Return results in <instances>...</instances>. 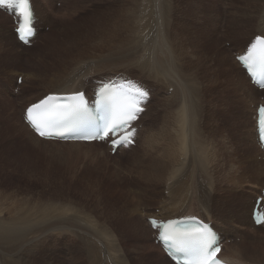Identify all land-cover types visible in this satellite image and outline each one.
Listing matches in <instances>:
<instances>
[{
  "label": "bare ground",
  "instance_id": "1",
  "mask_svg": "<svg viewBox=\"0 0 264 264\" xmlns=\"http://www.w3.org/2000/svg\"><path fill=\"white\" fill-rule=\"evenodd\" d=\"M263 1L264 0H261L260 7ZM39 2L40 0H34V4L36 5L35 9L38 11L37 14L43 15L39 11L40 8L46 15L45 9L41 8L42 6L40 7ZM65 3L68 4V0H65ZM216 4L214 0H136L132 8L134 10H130L132 12V18H134L131 30H135V32L138 33V40H134L135 44L133 42V49H129L130 52L133 50L132 55L128 53L121 56V58L128 60L129 63L114 66L113 69L122 68L131 70L135 68L140 74L138 78L146 82H151V86L155 88V92L152 96L153 99L146 104V109L142 112L138 123L143 122L147 116H150V119L154 120L151 122L152 124L156 123L159 120L160 106L162 105L160 101L163 98H168L170 100L168 106L169 110L174 113L172 115L174 124L170 126L166 120L167 125H162L158 129L157 139H155L157 133L156 129L149 138L143 137L142 140H140L145 154L143 160L146 161L148 157L150 162H146L144 170L141 172L143 173L144 171L146 175L143 173L141 178L130 184L132 188H130V191L128 190L126 194L128 195V199H124L121 206H107L106 203L111 204L113 201L107 199L106 196H96L97 204H92V206L96 207V209L101 212L98 216H95L94 210L65 204L64 201L58 197L61 195L59 191L54 190L50 195H44V189L34 193L26 192L24 185L20 182H18L20 184L16 183L14 186V182L8 185V181H2L5 178H9L11 175L13 177L14 172H18L15 174L21 175V180L22 178L26 179L27 171L31 168L36 169L34 170L36 171L35 174H37L36 179H38L40 175H45L37 170L44 168L45 165H49L51 162L44 163L43 158L37 160L34 156L38 153L35 152V145L33 144L70 147L68 148L69 152L82 155V164L88 163V160L95 162L97 158H101L105 154L98 149V146L103 144L100 142L87 143L44 140L39 138L25 122H22V128L26 134L18 127L17 130H15L13 124H16L20 120H15V117L12 116L11 111L5 105V109L8 113L6 118L3 114L2 117L5 119L7 131L13 136L14 141L19 143L20 149L18 153L15 149L9 155H6L4 150L0 149V185H5L8 189H18L15 190V198L13 195L4 197V193L0 192V246L2 247L0 264H39L42 259H39L38 255L42 258H49L50 256V258L53 257L56 261H62L59 259L58 251L59 249L63 251V247L67 248L66 250L69 255L75 254V256L70 259L71 264H84L83 260H88L91 264H174L165 255L162 248L158 247L155 242L153 244L151 243V245L147 242L149 240L151 241L154 231L150 225L144 224V217L159 216L154 214V212L150 214L149 211H144V209L151 210L154 206L159 207L161 204L163 212L161 210L159 211L162 213L160 217H163L162 219L193 214L211 220L209 218L214 216V214L210 213V209L215 207L219 215L236 217L239 220H247L243 216L240 206L238 209L228 202L230 200L229 193L232 192L231 190L226 191L221 197H217L214 193V186L212 184H210L209 187V182L207 184L196 182L199 179L195 167L196 163L199 164V172L202 176L206 169L208 176L211 177L210 164H213L215 169L222 168L219 163L218 151L214 144L216 130L214 128H208L206 131L207 133L209 132L211 136L209 133V136H205V132L203 133L200 125L201 123H199L200 110L198 105L200 104H198L197 101L201 102V104H206L208 108L213 107L214 109L215 107L211 105L210 102L212 100L211 92L223 95L227 107H233L235 109L234 112L236 114L237 123L242 126L241 134L235 145L239 149H245L243 160L249 162L250 168L255 172L256 179L259 180V178L262 179L264 177V150L259 143L256 125L257 107L260 102L256 94L264 93V90H259L250 82L244 70L241 69L237 62L236 57L233 61L230 59L229 54L231 52L229 53L226 47L223 48V45L218 44L220 35L218 37L211 36L208 29L210 24H207L210 19L213 26L215 25L211 16L209 14H205L203 17L198 15L200 9L213 10ZM0 11L5 12L1 9ZM130 11H128L129 15L131 13ZM242 11L243 9L240 8L238 13H230L232 25L229 27L227 26V29H229H226V31L224 30L225 34H223V36H228L226 41H231L230 46L238 47L237 51L239 50L240 53L243 52L245 47L255 38L259 36L264 37V16L257 19V17L253 16L255 11L249 15L244 14ZM67 12L68 11L65 13L66 15ZM62 13L64 14V9ZM6 14H0V41L1 44L9 46L10 50L7 54L5 53V56H1L0 59L2 63H7L9 65L11 70L12 67L15 66V69L12 70L13 73L9 74V79H11L13 75H16L17 81L19 75H23L22 85L19 86L23 92L20 94L24 96V90L28 85H32L35 88L37 86L42 87L48 92L43 96L40 95L41 97L36 99L40 101L49 94L87 91L91 87L93 80L98 79L96 76L100 75V73L94 69L96 67L94 62L96 59L94 56H90L88 53L89 51L85 48L84 50H77L76 52L72 48H62L61 52L63 55L57 56V63L49 61L47 64L42 63L38 65L35 62H28V59H24L22 55L25 49H19V46H27L17 39L14 26L11 30L3 24L8 22V18H10L8 13ZM68 14H70V12ZM124 19L122 27L128 29L130 21L126 20V15H124ZM172 20L176 21V31L170 29ZM195 20H197V24H194ZM135 23L137 25L136 27H134ZM192 26H194L193 30H191ZM253 26H256L254 36L249 38L248 35L253 31V29H251ZM58 32V30H54L53 33L45 34L46 38L44 40L47 42V39H49V43L52 42V46L55 47L57 45V40L63 37V44L66 42V39L62 36L63 33L60 32V35L56 36L55 34ZM233 34L236 35L234 39L232 36ZM111 38L105 37L106 41L104 39V42L100 43L98 46L96 45L98 49L93 48L102 52L97 56L98 58L107 55V53L103 51L116 46V44L112 46ZM116 38L117 37H115V39ZM226 41L224 42L225 44ZM177 42H180L181 48L185 51H181V49L177 50L178 47H175L177 46ZM43 43L44 42L41 44ZM41 44H36L34 46V48H36L34 52H41L44 49ZM32 45H34V43ZM206 48H213L211 55ZM33 49L29 51L33 52ZM107 51L121 54L118 53V49ZM40 54L41 53H38L35 57ZM191 54L194 57H192ZM182 55L185 61H183ZM133 57L135 62L133 61ZM118 58H120V56H118ZM118 58H112L108 61H119ZM25 62L29 64H25ZM29 70L34 71L30 72ZM123 71L124 70H122V72ZM108 74L111 75L110 73ZM9 79L7 81H9ZM201 80L207 82V87L195 89L193 83H198ZM170 87H174V91L171 95H167L166 92L169 91ZM162 91H164L165 94L161 97L160 93H162ZM253 104L256 106L254 107L255 111L252 107ZM28 106L29 105H27L26 108ZM26 108L24 109V113ZM250 109L254 111L256 117L254 120L253 115H251L253 127L247 129L246 124L250 122L248 120L250 117L247 115V110ZM16 115L18 116L17 113ZM211 116L210 118H212ZM177 119L181 120L185 125L182 127L181 123L182 128H179L180 133L183 131L185 132L184 136H176L178 133V128L175 125ZM243 119L247 121L245 120L244 122ZM22 121H24V119ZM209 122L211 121L209 120ZM216 122L217 121H215V124L218 126L219 121ZM204 127L205 126H203V128ZM145 131L146 127L144 133ZM160 133L164 134L159 136ZM252 138H254V140ZM176 139L177 144L174 145L173 140ZM175 146L176 149H174ZM124 149L126 150V148ZM177 155L178 159L174 162L173 159ZM181 156H186L182 162L180 159ZM180 162L181 165L179 164ZM87 169L88 167L86 166L85 170ZM54 170L58 175L57 177L61 178V176L65 175V173H60V170ZM80 170L81 166L77 167L73 172H80ZM226 178L228 179L227 176ZM38 181L39 179L37 182ZM61 181L62 178L60 179V182ZM165 181H167L166 184ZM159 182H161L160 187L163 186V189L159 188L158 191ZM193 182L196 183L199 189V193L196 195L194 194L196 191L193 190ZM230 182L234 184L235 179H229V183ZM52 183L53 182L49 180V182L47 181L44 184V187ZM165 186L170 189L167 197H174V195L179 194L180 190L185 188H187L186 190H189L191 194L182 199H179L180 196L178 195L179 198L176 196V199H169V203L164 204L165 200H162L160 196L165 192ZM70 190L86 193L92 190L91 182L78 185L74 180V183L70 185ZM184 194L186 193L184 192ZM256 198L253 202L252 196L251 201L253 204L252 207L248 209V212L250 211L253 229L258 230L264 228V224L258 227L252 220V210ZM5 200L13 201L6 207ZM106 200L109 201L106 202ZM195 201H198L200 205L202 204L201 207H205L204 210L207 209L208 212L203 211L206 216L193 211H182L183 213L181 212V214H175L173 211L178 210L179 207L171 208L172 203H177L189 209ZM101 203H105L104 206H101ZM225 207H227L226 212H224L225 209L223 210ZM93 216L100 219H92ZM213 224L223 230L226 235L229 233L234 234L231 230L223 227L221 228V226L218 225V221H214ZM121 232L123 236L116 238L117 234ZM73 238L76 240L73 241ZM51 241L53 242L52 245L49 244ZM232 244L237 246L235 249L236 253L238 252L237 256H235L236 253L235 255L227 254L226 252L224 254L226 259L231 263L264 264V236L261 237L255 233L246 231L243 240L235 239L232 241ZM133 246L136 250H141V252H138V257L131 254L132 251L130 248ZM232 246H230V249L234 248ZM159 248L162 250V254L159 252ZM247 251H249V253ZM18 252L19 255L17 254ZM243 252H245V255H243ZM243 256L247 258H243ZM72 260H76V262Z\"/></svg>",
  "mask_w": 264,
  "mask_h": 264
},
{
  "label": "rangeland",
  "instance_id": "2",
  "mask_svg": "<svg viewBox=\"0 0 264 264\" xmlns=\"http://www.w3.org/2000/svg\"><path fill=\"white\" fill-rule=\"evenodd\" d=\"M232 1H233V7H232ZM40 2H39L40 7L42 6L41 8L45 9L46 15L39 8V11L43 15L37 14L39 18V22L41 24V28H40L38 37L35 39L36 42L34 40V45L30 47L19 46V49H25V52L22 55L24 59H28V62H31V63L35 62L38 65L42 63L47 64L49 61L53 63H57L58 62L57 56L63 55L61 52L62 48H66V47L72 48L75 52L77 50H80V51L84 50L85 48L87 51H89L88 53L90 54V56H94V58L96 59L94 61L95 66H96V67L94 66L95 67L94 69H96V71L100 73V75L96 76L97 78H101L104 75H109L108 73L117 74L119 72H122V70H124L123 72L130 73L134 77L138 78V76H140V74L135 70V68L131 70L122 69V68L113 69L114 66L129 63L128 60H125V58H121V56H124V54H128V53L132 55L133 50H131L130 52L129 49H133L132 46H133L134 40H138V33H136L135 30L133 31L131 30L132 21L134 19L132 18L131 11L134 10L132 8L134 7L136 0H68V4L65 3V0H40ZM260 2L261 0H241V1L240 0H214V3L215 4L217 3V4L215 5V8L213 10H209V9L201 10L200 9L202 12L200 10L198 11V15H201V17L205 16V14H209L211 16L212 21L215 24L213 26V23L211 22L210 19L207 22V24L208 23L210 24L208 29L211 33V36L218 37L220 35L218 44L223 45V48L226 47V49L229 50V53L231 52L229 54V57L232 61L234 60L235 55L239 52V50L237 51L238 47L230 46L231 41L229 40L226 41L228 39V36L227 37L223 36V34H225L227 26L229 27L230 25H232L230 21L231 19L230 13L231 12L238 13L241 8L243 9L242 12H244V14H247V15L252 14L255 11L253 16L257 17V19H260L262 16H264V1L261 7H260ZM59 3L61 4L59 5ZM63 9H64V14L62 13ZM66 11H68L67 15L65 14ZM128 11L131 12L130 15ZM69 12L70 14H68ZM0 14H6V13L0 11ZM124 15H126V20L130 21L128 29H124L122 27V25L124 24V20H125ZM8 16L10 17L8 18L9 19L8 22L3 23V24H5L7 27H9L12 30L13 26L15 25H14L12 16L10 15ZM43 18L46 20H44ZM170 24H171L170 29L172 31H176V21L172 20ZM194 24H197V20H195ZM136 26L137 25L135 23L134 27ZM193 28L194 26L191 27V30H193ZM251 29H253V31L250 33L251 35L250 34L248 35L249 38L251 36L252 37L254 36V30L256 29V26H253ZM54 30L56 31L58 30L60 33H63L62 36H64L66 39V42L62 44L64 40H62L63 37H61L62 39L57 40V45L55 47L52 46L53 45L52 42L49 43V39H47V42L46 40H44L46 38L45 34L53 33ZM59 32L56 33L55 35L59 36L60 35ZM232 36L234 39L236 35L233 34ZM105 37H110V38L112 37L111 38L112 46L116 44L115 47L109 48L107 50H117L118 49V53H121V54L110 53L106 50V51H103L107 53L106 56L101 57V58L97 57L102 52L95 50L93 48H97V46L100 43L104 42ZM115 37L117 38L115 39ZM224 40L226 41V44L224 43L225 42ZM42 42L44 43L41 44ZM36 44L43 45L42 48L44 49L41 52H34L36 49L34 48V46ZM44 44H47V45H44ZM175 47H178L177 50L181 49V51H185L183 48H181L180 42H177V46ZM32 49H33V52L29 51ZM208 49L209 48H206L208 53L210 52V55H211L213 52V48H210L209 49L210 51ZM9 50H10L9 46L1 44V41H0V53H1L0 58L1 56L2 57L5 56V53L7 54ZM38 53H41V54L35 57V55H37ZM118 56H120V58H118ZM192 57L194 56L192 55ZM112 58H118L119 61H115V62L108 61ZM182 58L184 59L183 55H182ZM133 61L135 62L134 57H133ZM183 61H185V59ZM28 62H25V64H29ZM14 67L15 66L12 67V70L15 69ZM12 70H11V67L7 63H2L0 59V145H1L0 149L4 150L6 155L11 154L15 149L18 153V150L20 149V145L17 141H14L13 136L10 134V132L7 131V125H6L5 119L2 117V114H3L4 117L6 118V115L8 113L5 109V105L11 111L12 116L15 117V120H20L16 124H13L15 127V130H17V127H18L21 129L22 132L26 134V132L22 128V122H25V121H22L23 120L22 118L24 116L23 114L24 109L26 108L27 105L37 102L38 100L36 99L41 97L40 95L43 96L45 93L48 92V91L46 92L42 87L37 86L35 88L32 85H28L24 90V96H23L22 94H20L23 92V90L19 88V86L22 85V83L20 84L16 81V75H13L11 79H9V74L13 73ZM32 71L34 70H31L30 72ZM8 79L9 81H7ZM141 80L144 81L143 79ZM144 82L152 88L153 93H154L155 88L151 86L152 83L146 82V81ZM193 86L195 89L205 88L207 87V82H205L204 80H201L198 83L194 82ZM173 91H174V87H170L169 91L166 93L167 95H171ZM160 94H161L160 96L162 97L165 94V92L162 91V93ZM211 95H212V100L210 102H211V105L215 107L214 109L213 107L208 108L206 104H201V102L197 101L198 104H200L198 105L199 110H200L199 123H201L200 125H201L203 133L205 132L204 134L205 136H209V135L211 136V134L208 132L209 133L208 135L206 131L208 128H214L216 130L215 132L216 138L214 140V144L218 151L219 163L221 164L222 168L215 169L213 164H210L211 177L208 176V172L206 169H205L206 173L204 172V175L202 176L201 173L199 172V164L196 163L195 167L197 171V177L199 178L196 182L205 183V184L209 182L208 184L209 187H210V184H212L214 186V193L217 197H221L226 191L231 190L232 192L229 193L230 200L228 202L230 204H233V207L235 208L239 209V206H240L243 216L247 219V220H239L236 217H227L225 215H219L218 212L215 210V207L210 209V213L214 214V216H211L209 219L218 221L219 223L218 225L221 226V228L223 227L225 229H228L234 232V234H230L229 232H228L229 234H227L229 237L227 236L228 238L225 239V244H226L225 252L227 254L235 255L236 253L235 249L237 246L233 245L235 242L232 244L231 240H235V239L243 240L244 234L246 231H250L251 233H255L261 237L264 236V228L258 229V230L253 229V225H252L251 218H250V211L248 212V209L252 207V204H253L251 201L252 196H253V202H254L255 198L261 193L260 190L264 186V177L262 179L259 178V180L256 179L255 172L250 168L249 162H246L245 160H243V154L245 152V149H239L235 145L238 137L241 134V130H242V126H240L237 123L236 114L234 112L235 109L233 107L231 108L227 107V104H226V101L223 95L218 94L216 92H211ZM256 95H257V99L260 102L264 101V93H258ZM169 102L170 100L168 98L161 99L160 103H162V105L160 106L159 120L156 123L154 124L151 123L154 120H151L150 116H147L145 120L141 122L140 130H139L140 136L138 137L137 145L133 146V148L129 150L123 149V150L117 151L116 153H112L108 149L107 145L102 144L98 146V149L101 152L105 153L103 157L97 158L95 162H91L90 160H88V163L82 164L83 162L82 155L69 152L68 148L70 147L59 146V145L54 146V145H45V144H38V145L33 144L35 145V152L38 153L34 157L37 160H40L41 158H43L44 163L51 162L49 165H45L44 168H40L39 170H37L45 175H40L38 178L39 181L37 182L38 180L36 179L37 174H35L36 171H34L36 169L31 168L30 170L27 171L26 179L22 178L21 180V175L15 174L18 172H14L13 177L11 175L9 178H5L2 181H8V185L13 184L14 182V186L16 185V183L20 182L22 185H24L26 192L34 193V192L40 191L41 189H44L45 190L44 195H50L52 192H54V190L59 191L61 195L58 197L61 198L65 204L75 206V207H80V208H87L88 210H94L95 216H98L99 213L101 212V211H98L96 207L92 206V204H97L96 196H99V195L106 196L107 199L113 201V202L111 201L112 202L111 204L106 203L107 206L108 205L112 207L117 206V205L121 206L123 204V200L128 199V195L126 194H127V191L130 188H132L130 184L136 182L139 178H141L143 173L144 175H146L144 171L143 173L141 172L142 170H144L146 162L148 163L150 162V159L148 157L146 158V161L143 160L145 157V154L143 152V146H141L142 144L140 143V140H142L143 137L149 138L152 135V132H154L156 129H157V133L155 135L156 137L155 139H157L158 129L162 125H167L166 124L167 122L169 123L168 125L170 126L174 124V121H172V115L174 113L169 110V107H168ZM252 107H253V110L255 111V108H254L256 107L255 104H253ZM253 110L252 109L247 110V115L250 117V119H248L250 122L246 124L247 129H250L253 127L252 125L253 121L251 118V115H255ZM204 112L205 113L209 112V113L205 114ZM16 113L18 114V116L16 115ZM203 113H204V116H203ZM210 116L212 118H210ZM209 120L212 123L209 122ZM245 120L246 119H243L244 122ZM215 121L217 122L219 121L218 126L215 124ZM181 123L182 122L179 119H177L175 122V125L178 128V133L176 134V136L178 137L180 135L181 136L185 135L184 131L180 133L179 128H182L185 126L182 123V127H181ZM203 126L205 127L203 128ZM145 127H146V131L144 133ZM220 127H221V130H220ZM163 134L164 133H160L159 136H162ZM252 139L254 140V138ZM173 144L174 145L177 144V139L173 140ZM82 149L86 150L85 148H82ZM174 149H176V146L174 147ZM177 149H178V146H177ZM185 157L186 156L180 157L181 162L184 161ZM177 159H178V155L173 159L174 162H176ZM181 162L179 163L180 165H181ZM91 163H94V164H91ZM79 166H81L80 172H76V173L73 172ZM86 166L88 167L87 170H85ZM54 169H56V171L60 170V173H65V175L61 176L62 178L61 182H60L61 178L57 177L58 175L56 174ZM226 176L228 177V179L226 178ZM229 179L230 180L235 179L234 184L231 182L229 183ZM49 180L50 182H53V183L48 184L44 187V184L47 181L49 182ZM74 180L77 182L78 185L91 182L92 190H89L86 193H82L78 191H71L70 185L74 183ZM166 182L167 181H165V184ZM160 185H161V182H159L158 191H159V188L163 189V186L160 187ZM166 187L167 186H165V188ZM186 189L187 188L180 190L179 194L174 195V197H167L169 195L170 189L166 188L165 192H163V195L160 196V198L162 197V200H165L164 204L169 203V199H172V198L176 199L178 195L180 196V198L179 197L178 198L182 199L186 196H190L191 194L190 191ZM15 190H18V189L17 188L8 189L5 187V185L4 186L0 185V192L4 193L3 195L4 197H10L11 195H13L15 198ZM193 190L196 191V193H194L195 195L199 193V189L197 188L195 182H193ZM184 192L186 194H184ZM13 200L11 201L5 200L6 202L5 206L7 205L6 207H8ZM109 200H106V202H108ZM104 204L105 203H101L100 205L104 206ZM201 206L202 204L200 205L198 201H195V203L192 204L189 209L184 208L183 206H180L177 203L171 204V208L179 207L178 210L173 211L175 212V214H181L182 211L183 212L193 211V212L205 215L203 211L205 212H208V211L207 209L204 210L205 207H201ZM155 207L156 206H154L153 209L151 210L144 209V211H149L150 214L154 212V214L162 215V213L161 214L159 213V210L161 211L163 210L162 204L159 205V207L157 206L158 209L157 207L156 208ZM223 210L224 212H226L227 207L223 208ZM95 216H93L92 219H95V220L100 219ZM143 222L144 224L146 223L149 226L147 217L146 218L144 217ZM121 236H123L122 232L118 233L116 238L121 237ZM154 237L155 236L151 238V241H153ZM75 240L76 239L73 238V241ZM151 241L149 240L147 242L151 245V243L152 244L154 243V241L153 242ZM236 242H239V241H236ZM49 244L52 245L53 242L51 241ZM155 244H157L158 247L161 248V246L158 243H156V241H155ZM228 246H229V249H228ZM230 246L234 248L230 249ZM160 248H159V252H161L162 254V250H160ZM66 249H67L66 247H63V251H61V249H59L58 251L59 259H61L62 261H56L54 260L53 257L50 258V256L49 258L47 257L42 258L40 255H38L39 259H42V261L39 264H71L70 259H72L75 256V254L69 255ZM130 250L132 251L131 254L135 257H138V252H141V250L139 251L136 250L134 246L131 247ZM247 252L249 253V251ZM1 253H2V247L0 246V255ZM17 254L19 255V252ZM237 254L238 252L236 253L235 256H237ZM243 255H245V252H243ZM77 256L80 257L79 255ZM243 258H247V257L243 256ZM72 261L76 262V260H72ZM83 261H84V264H91L88 260H83Z\"/></svg>",
  "mask_w": 264,
  "mask_h": 264
},
{
  "label": "snow or ice",
  "instance_id": "3",
  "mask_svg": "<svg viewBox=\"0 0 264 264\" xmlns=\"http://www.w3.org/2000/svg\"><path fill=\"white\" fill-rule=\"evenodd\" d=\"M0 7L13 8L19 14L20 23L17 27V33L21 40L33 36V19L34 13L31 8L30 0H0ZM258 41L264 42V37H257ZM254 47V46H253ZM261 59H264V49L260 51ZM241 61L252 59V53L249 55L239 57ZM54 97H48L46 100H52ZM73 103L67 110V114L51 116L43 121V124L38 123L33 117V109L40 108L46 101H41L39 104L32 105L28 109L27 119L34 125L36 131L40 136H60L63 137L69 133L75 132V127H68L67 132H46L41 130L43 127L58 128L67 126L69 124L68 115L71 113H77L87 110V103L84 98V93L77 92L71 98ZM148 99V93L143 90L142 87L136 88L135 92L129 89L128 98L123 99L119 95H108L102 91L101 99L97 102L101 108H105L109 112V117L119 114L121 117L119 123L106 122L104 129L102 130V138H106L109 133L116 132V130L123 124L127 123L128 120L135 119L137 115L144 111L143 108L139 107L141 101ZM261 113L264 114V107L260 109ZM261 126L264 127V115L260 121ZM87 138V137H85ZM94 138V137H92ZM123 143V139L117 141L113 140V144ZM258 223H264V220H257ZM169 223H175L170 221ZM163 242L167 243L169 248L175 249L176 253H183L185 255L192 253L195 257V264H220L216 259V254L220 251L219 247H213L214 234L211 232L207 224L200 222V224L191 229H185L182 232L176 234V239L173 240L169 236H162ZM195 245V247H193ZM201 256H207V259L200 260Z\"/></svg>",
  "mask_w": 264,
  "mask_h": 264
}]
</instances>
